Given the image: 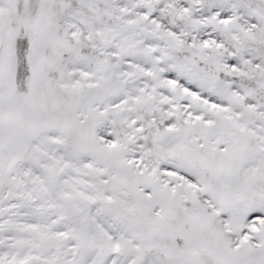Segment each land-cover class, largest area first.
<instances>
[{"label":"snow or ice","instance_id":"snow-or-ice-1","mask_svg":"<svg viewBox=\"0 0 264 264\" xmlns=\"http://www.w3.org/2000/svg\"><path fill=\"white\" fill-rule=\"evenodd\" d=\"M0 264H264V0H0Z\"/></svg>","mask_w":264,"mask_h":264}]
</instances>
